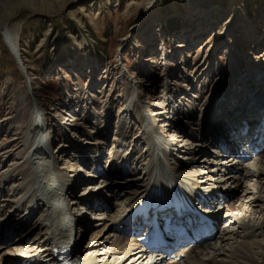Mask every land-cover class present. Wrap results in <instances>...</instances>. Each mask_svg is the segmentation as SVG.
Segmentation results:
<instances>
[{
    "label": "rangeland",
    "instance_id": "obj_1",
    "mask_svg": "<svg viewBox=\"0 0 264 264\" xmlns=\"http://www.w3.org/2000/svg\"><path fill=\"white\" fill-rule=\"evenodd\" d=\"M19 1L0 0V15L7 12L6 7L16 6ZM32 3V7L38 9L37 13L45 16L35 15L25 9L9 24V27L12 26L19 35L21 61L25 64L27 74L19 68L20 63L0 36V153L10 149L11 152L19 151L23 148L21 145L23 137L16 140L15 133L19 131L25 133L27 128L14 123L13 118L17 110L15 104H12V99L17 91L28 90L27 103L22 111L25 113L31 111L33 104L37 103L38 107L44 109V114L47 112L51 114L49 118L48 114L46 115L48 118L46 122L50 125L56 123V128L53 127L54 131L59 132L60 137L61 129L67 138L66 143L55 142L53 147L55 152H59V155L56 153L57 163L61 160V164L66 163L64 165L66 170L71 168L70 164L80 168L81 172L74 171L80 172L79 185L75 192L77 197L87 191L100 193L99 188L103 187V183L98 185L101 179L95 178L96 175L92 170L96 167V169L102 166L108 167L111 155L108 154L106 145H100L99 142L113 139V133L118 129L115 126L118 124L116 117L122 115L121 112L117 113L121 109L119 106L128 104L130 96L135 94L133 90H137L138 103L148 114L153 115V119H157V127L166 130L163 136L166 135L174 140L181 139L180 141L185 143L187 140L178 137L174 132L175 125H172L171 121L167 127L162 126L164 117H168L173 112L180 113L181 104L185 106L188 102L198 105L197 111L201 110V112L213 98L215 101L211 106H215L222 100H219L220 97L224 99L223 95L236 87L234 84L241 78L239 69L247 66L250 57H254L253 63L264 65V49H259L261 45L257 46L260 41H264L262 36L264 0H32ZM48 6L62 8L49 18ZM238 17L243 20V24L254 21L252 27H248L252 29V32H249L251 35L254 33L258 36L255 44L249 43L248 37L243 39L246 35L243 33L246 27L242 31V23L237 20ZM200 21L203 25L210 23L212 30L204 28L201 31L208 32H198L197 25ZM186 37L189 39L187 44L178 48V43L186 40ZM231 44H235L240 53H236L237 57H232L233 61L230 62L229 58H226L225 48ZM156 45L159 47L155 48ZM163 50L167 52L166 62H159L154 53ZM26 80L31 82L26 84ZM164 100L166 111L157 108L164 103ZM177 102L181 103L180 106H176ZM173 106L175 107L172 108ZM72 110L76 112L70 113ZM156 111L160 113L154 114ZM108 112L110 117L107 120ZM161 113L163 116H160ZM129 116L124 117L129 136L120 141L121 147L119 153L114 154L115 158L116 155L121 154L131 155L134 145L147 155V147L144 151L140 141L135 140L142 128L134 117V120L129 121ZM53 117L55 123L52 122ZM177 122L179 127L184 125L182 121L177 120ZM105 123L108 129L104 128ZM19 146L22 147L18 148ZM5 155V165L0 164V167L2 166L0 173L17 160L10 153L5 152ZM200 160L204 159L200 158ZM199 165L201 168L203 165L207 167L202 162H199ZM118 168L119 166L115 165L117 171L120 169ZM87 172L94 176L89 183L90 177L86 175ZM129 175H125L124 179L129 178ZM3 189L4 187L0 192ZM9 190L12 193L13 190L11 188ZM15 194L14 197L17 196ZM115 194L116 192L112 193L114 198L117 196ZM241 196L240 192H236L229 200V204L236 203L237 198ZM2 207L0 203V208ZM77 208L76 205H72L71 211ZM94 210L91 215L87 212L84 217L88 219L94 216ZM235 212L237 213L234 210L233 213ZM239 214L242 215L240 212ZM248 217L246 216L245 219L251 218V221L257 224V220L259 219L260 223L264 215L259 216L256 212ZM32 222L37 225L36 219ZM223 225H228L229 230L234 228L240 231L239 226L232 220L223 222ZM25 228L26 226L23 227ZM218 228L210 243L217 241L221 226ZM74 232L76 249L88 253L90 250H87V247L96 229H91L86 236H83L79 233L80 228L77 225ZM107 232L103 234L101 241L104 240ZM20 233L17 236L14 234L13 240L19 238L22 235ZM39 234L38 229L29 234L27 240L12 247L15 252H10L11 247L4 248L5 251L7 250L5 261L18 256L23 258L24 254L21 252L28 244L34 243L39 238ZM237 241L243 240L239 238ZM99 246L96 251L99 253L98 257L105 251L102 245ZM246 248L252 254L257 252L256 249ZM262 255L263 252L259 251L254 258L261 261Z\"/></svg>",
    "mask_w": 264,
    "mask_h": 264
},
{
    "label": "bare ground",
    "instance_id": "obj_2",
    "mask_svg": "<svg viewBox=\"0 0 264 264\" xmlns=\"http://www.w3.org/2000/svg\"><path fill=\"white\" fill-rule=\"evenodd\" d=\"M32 6V0H20L18 5L6 7L7 12L5 11L0 15V36L3 37L17 62L20 63L19 68L24 74L28 72L24 62L21 61L20 38L17 31L12 26L9 27V24L25 9H28L30 13L37 12L38 9L36 10ZM61 8L58 6H48L47 12L50 10L48 17L52 18ZM237 20L242 23V31L246 27L243 31L246 34L243 36V39L248 37V42L255 44L258 36L254 35V33L253 35L249 33L252 32V29L249 28L252 27L251 25L254 21L243 24L241 18L238 17ZM209 25L210 23H204L203 25V22L200 21L199 25H197L198 32H205L206 30L201 31L204 28L212 30ZM262 32V36H264V31ZM188 40L186 37V40L184 39L176 46L178 48L183 47L187 44ZM232 42L230 41V43ZM263 42L260 41L261 44ZM260 43L257 45H260ZM157 47L159 45L155 46V48ZM177 47H174V49H177ZM225 49L227 50L226 58L228 57L230 62L233 61L232 57H237L236 53H240L235 44H231ZM259 49H264V47ZM154 54H156L155 57L159 62H166V51L164 52L163 50L160 53L157 52ZM253 58L250 57L248 62H252ZM245 62L247 61L245 60ZM246 69L247 67L239 69L241 78L238 82L244 85L240 93L256 96L258 101L264 100V89L260 87L261 82L255 79H247L249 78V73L245 72ZM254 73H263L262 75H264V70L262 67H258L254 69ZM255 74L252 75L253 78H256ZM262 80H264V77ZM29 82L28 80L25 81L26 84H29ZM250 84L252 86H249ZM133 91L135 94L130 96L128 104L126 106H119L122 111L119 109L117 113L121 112L122 115L119 114L116 117L118 119V129L113 133V139L107 142L105 140L99 142L100 145H106L108 154L111 155V157L109 155L110 158L107 164L109 166L106 168L102 166L100 168L102 170L100 172L101 177H95L101 179L98 185L103 183V187L99 188L101 195L84 193L85 195H79L78 197L75 192L79 185L78 177H80L79 173L81 171L77 165H74V167L70 164L69 167L71 168L66 170V167H64L66 163L61 164L62 160L60 163H57L58 157L56 153L59 155V152H55L53 147L55 143L53 141L56 138L51 143L49 138L52 135H50L51 131L47 133L52 126L46 122L49 115H51L50 112H47L48 118H46L47 114L43 113L44 109L41 106L38 107L37 103H34L31 111L25 113L22 110L27 103L26 97L28 90L17 91L15 93L12 104H15L17 113L13 120L15 124L25 126L27 130L25 133L23 131L15 133L16 140L23 137L22 142L20 141L23 146L21 150L15 151L13 149L14 151L11 152L10 149L8 150L10 152L4 151L0 153V164L2 166L5 165V152L14 155L17 159L4 172L1 171L0 173V189L4 187L0 193V203L3 206L0 208V264H57V260L54 258L55 249L59 248L62 242L68 243V239H76L73 237V228L77 225L73 226V221L79 223V233L83 236H86L91 229H96L93 238L91 237L89 241V247H87V250L89 249L91 252L85 253V251L76 249L77 245L75 247V244H77V241H74L72 244L74 250L70 254L73 258L86 264H157L156 260L147 255L146 251L138 246L132 238H125L127 236H123L116 229L120 225V222H125L133 216L135 207L147 201L153 191H156L157 180H162L167 185L172 181L178 183L181 189L183 188L188 192L194 200H197L200 194L207 196L215 194L218 191L226 194L231 192V197L235 196L236 192L242 194L241 197L237 198L236 203L229 204V202L225 201V205L222 208L214 211L217 217L222 216L223 220L226 219L228 222L232 220L233 223L239 226L240 231L236 229L235 231L234 228L229 230L227 229L228 225H223L222 221H219L218 227L221 226V233L217 236L215 243L213 242L215 240H213V243H204L199 248H186L176 253L174 257L165 258L161 264H264V255H262L261 261L254 258V255L259 253V251L264 254V233L261 231L264 230V218L260 223L258 219L257 224L253 223L251 218H249L256 212L259 216L264 215V150L245 163H237V160L232 161L226 154L218 153L212 145L206 146L208 152L204 153L202 149L205 145L199 140L202 126L212 128L206 134L208 140H213L215 137L219 141L223 139L228 140L230 138L228 136L230 131L234 129V125L238 124L240 119H249L252 124L251 127L254 126L256 121L263 120L264 122V108L258 110L260 106H255L256 103L252 99L243 107L238 103L237 95H226L225 99L220 97L219 100L223 99L222 103H226L223 106L228 110L223 109L224 111L219 112L211 106L214 98L210 104L206 103L207 106L206 108L204 107L205 110L203 112L201 110L197 111L198 105L195 103L188 102L184 106L177 102L176 106H180L181 104L180 109H182V115H179L180 113L178 114L177 112H173L171 115L169 114L168 117L166 116L162 119L164 123L162 126L167 127V125H170L169 121H171L172 125H175L174 128L176 130L174 132L177 133L176 135L181 138L184 137L187 140L183 143L180 141L181 139L174 140L166 135L163 136V132L166 130L163 127H157V119H153V115L151 116V114H148L143 109L138 103L139 97L137 90L135 89ZM157 108H163L162 111L164 109L166 111L165 100ZM230 110L232 112H230L229 118H222L219 114L220 112L229 114ZM22 112L24 115H22ZM159 113L156 111L154 114ZM127 115L134 117L139 123V126H141L143 132L141 131L135 140L140 141L142 145L144 144L145 147H142L144 151L147 147V155L142 150H138L137 145H134L130 152L131 155H122L120 153L121 155H116V158L114 157L115 153H119L118 151L121 147V145L119 146L120 141L129 136L127 135L128 129L126 128L124 118ZM160 116H163L162 113ZM109 117L110 112L106 114V119L108 120ZM7 119L9 118L7 117ZM177 120L182 121L184 127H179ZM55 121V117H53L52 122L55 123ZM55 125L53 124L54 129L56 128ZM216 125L219 128H216ZM105 127L108 129L106 123L104 125ZM251 127L246 137L250 136V131L253 129ZM235 130L239 129L237 128ZM57 133L54 131V134L59 137V132ZM100 134L102 135V133ZM254 134H257L258 137H263L264 124L257 128ZM163 138L167 140L164 143L165 145H157L158 143L163 144ZM240 140H243V138L240 136L237 137V134L231 136L229 139L232 142V146L236 145ZM109 143H111L110 147ZM100 145L98 146L100 147ZM50 147L52 151H50ZM262 149H264V146ZM177 153L178 155H176ZM215 153L217 155H214ZM200 158L204 160L202 161ZM199 162L205 163L207 167L203 165L202 169ZM115 165L119 166L120 169L118 168V171L115 169ZM76 170L80 172H74ZM89 173L87 172L86 175H89ZM128 174L131 176L129 175V178L124 179L125 175ZM89 177L88 183L94 179L93 175H89ZM9 188L13 190L12 193H10ZM62 188L63 193L61 194ZM67 191L69 192L68 196L66 195ZM15 192H17L16 197L13 196ZM113 192H118L119 195L114 198L112 195ZM94 195L98 204H100V201H104L102 203L104 206L100 204L102 209L92 207L90 211L85 210L83 206L86 203L85 200L94 198ZM103 195L105 199L101 200ZM122 199L125 200L123 201ZM72 205H76V208L82 206V208H77V211L80 213L79 216H76L71 211ZM94 209H98L94 212V216L88 219L84 217L87 212L91 215ZM233 209L237 213H233ZM96 213L98 214L95 215ZM75 216L76 219L74 220L73 217ZM246 216H249L248 220L245 219ZM30 217L32 218L29 219ZM33 219H36L37 225L33 224ZM14 223L15 225H13ZM260 224L262 226H259ZM122 225H120L121 228H123ZM15 226H26V228L21 230L23 233L19 236L20 238L13 240L16 230L13 231L12 228ZM37 229L40 232V236L34 243L31 245L28 244L24 248L23 252H21L24 254L23 258L18 256L6 262L4 256L7 250L5 251L4 248L11 247L10 249H12V247L18 245L20 242L27 240V236ZM106 231L108 232L104 240L101 241L100 239ZM80 234L79 236L81 237ZM106 238L108 239L105 242ZM236 238H242L243 241L238 242ZM2 244H6L7 246ZM99 245H102L105 250L100 257L97 256L99 253L96 252L100 247ZM246 247H250L253 250L256 249L257 252L252 254ZM61 251L60 249L59 252ZM10 252L15 251L12 249Z\"/></svg>",
    "mask_w": 264,
    "mask_h": 264
},
{
    "label": "water",
    "instance_id": "obj_3",
    "mask_svg": "<svg viewBox=\"0 0 264 264\" xmlns=\"http://www.w3.org/2000/svg\"><path fill=\"white\" fill-rule=\"evenodd\" d=\"M27 12H29V11L27 10ZM34 14H35V15H37V14H38V15H44V16H45V14H42V13H37V12H34Z\"/></svg>",
    "mask_w": 264,
    "mask_h": 264
}]
</instances>
